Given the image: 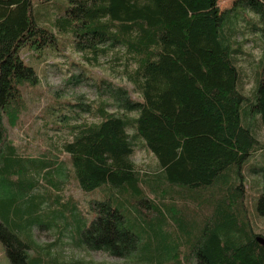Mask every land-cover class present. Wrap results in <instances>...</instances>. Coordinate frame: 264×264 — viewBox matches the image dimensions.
Instances as JSON below:
<instances>
[{
  "label": "trees",
  "instance_id": "1",
  "mask_svg": "<svg viewBox=\"0 0 264 264\" xmlns=\"http://www.w3.org/2000/svg\"><path fill=\"white\" fill-rule=\"evenodd\" d=\"M217 1L62 0L63 10L56 11L57 0H0V242L10 264H41L29 255L27 239L28 229L42 224L41 215L52 217L50 227L64 218L62 237L78 234V244L110 256L131 255L149 264H264V245L256 240L245 201V177L255 175L253 208L264 217V0H236L226 10ZM240 22L261 42L248 91L239 65ZM62 35L94 59L122 50L131 88L99 79V93L115 111L107 110V101L91 112L90 105L74 103L99 117L93 123L69 125L61 115L67 102L55 100L44 116L61 120L72 133L61 146L66 157L30 156L9 140L4 122L15 125L21 87L38 82L21 50L43 51L35 60L42 62L64 49ZM138 139L160 167L144 185L153 193L174 188V203L197 200L199 191L214 187L208 215L197 218L184 204L159 207L147 196L130 160ZM71 179L83 192L99 191L89 201V216L72 198L60 202ZM47 185L58 193L35 194ZM51 205L69 215L40 212ZM141 208L150 209L149 218ZM74 214L85 220L65 217Z\"/></svg>",
  "mask_w": 264,
  "mask_h": 264
},
{
  "label": "rangeland",
  "instance_id": "2",
  "mask_svg": "<svg viewBox=\"0 0 264 264\" xmlns=\"http://www.w3.org/2000/svg\"><path fill=\"white\" fill-rule=\"evenodd\" d=\"M65 1V0H64ZM236 0H218L217 4L221 10H226L234 5ZM59 2H54L56 11L63 10L58 8ZM247 19L255 20L252 13H246ZM244 22H240V32L238 33L237 43L243 49L244 54L240 55L239 65L241 66L242 79L244 81V87L248 91L254 84V75L261 58V42L256 36L251 35L243 27ZM241 31H244L242 34ZM60 37V36H59ZM65 45L64 49L57 54L46 55V60L38 62L35 60H41L43 57V51L35 49H22L21 55L29 65H34L38 74V82L35 85L24 84L22 88L23 104L19 112L18 119L15 125L11 126L5 119L6 134L9 140L14 146L19 147V150L24 154L30 156H36L38 153L48 152L55 154L59 157L58 160H63L66 155L61 151V146L65 141L72 139V133L67 126H64L61 120H53L49 118V122L44 116V110L46 107L55 100L61 102L64 109L61 112L62 117H68V124L74 125L81 121L93 123L99 120V117L88 114L92 109H95L101 101H107L109 106L108 111H115L116 108L112 106V100L106 95H101L97 86V81L103 79L105 81H111L115 84L126 85L127 88H131L130 83L126 80L124 68V59L122 50H109L103 54H98L96 59L92 58V54L85 52H77L74 50L71 41L67 35L60 37ZM132 65L128 66L131 69ZM76 75V78L73 76ZM78 76V77H77ZM69 79H71L69 81ZM58 93V94H57ZM82 102L83 104L90 105V109L87 112H82L79 107L74 103ZM73 107L72 111L67 108ZM62 108V106H61ZM256 119V118H255ZM55 124H60V127L56 128ZM257 133V132H256ZM260 139L263 138L260 131L257 133ZM130 160L135 166V170L138 172L139 178H141L140 185L145 186L147 196L154 202L165 203L168 208L174 209V204H184L187 210L193 211V215L197 218L208 215L210 212L209 203L214 200L218 191L216 188L204 189L199 191L195 196L197 200L187 201L177 199L174 203V188L169 187L157 188L156 192H151L150 188L144 185V180L154 179L160 173V167L158 165L156 157L145 147L141 146V141L137 140V146L134 153L131 155ZM146 183V182H145ZM245 183L247 184L245 189L248 190L245 196V201L249 208V217L251 223L258 233V235L264 237V217L256 214L253 208V200L258 186L257 177L255 175H246ZM45 191H49L52 194H56V190L50 188V185L39 187L35 190V194L44 195ZM60 202L71 198L76 201V206L79 207L85 213V216H89L87 213L89 201L95 197H99V191L95 192H83L76 183L71 179L65 183L62 188ZM145 194V191H144ZM163 195V196H161ZM199 202V203H198ZM198 203V204H197ZM147 204V203H146ZM143 212L150 217L149 208H141ZM57 210L64 211L65 215H69V212H65L67 209L59 205H51L45 209H41V213H55ZM132 211V210H131ZM135 213L133 210L132 213ZM65 216L68 220L72 221L79 218V220H85L83 217H77V215ZM193 217V216H192ZM52 217L46 215L40 216L41 225L38 227L33 226L28 229V243L30 248L28 253L31 257L39 259L41 264H149L145 260H140L137 257H116L110 256L104 252L91 251L80 243L78 244V238L80 236L67 238L61 236L59 230L62 228L64 218L53 220L54 224L50 227ZM142 222V220H140ZM75 223V222H74ZM145 223H141V227L144 228ZM38 228L37 229H35ZM41 227V228H40ZM171 238H174V224L169 221L166 226ZM72 229L75 230V224L72 225ZM56 245H51V243ZM146 256V254H143ZM0 264H10L5 250L0 242ZM153 264V263H152Z\"/></svg>",
  "mask_w": 264,
  "mask_h": 264
},
{
  "label": "water",
  "instance_id": "3",
  "mask_svg": "<svg viewBox=\"0 0 264 264\" xmlns=\"http://www.w3.org/2000/svg\"><path fill=\"white\" fill-rule=\"evenodd\" d=\"M256 240H257L259 243H261V244L264 245V237L258 235V236L256 237Z\"/></svg>",
  "mask_w": 264,
  "mask_h": 264
}]
</instances>
